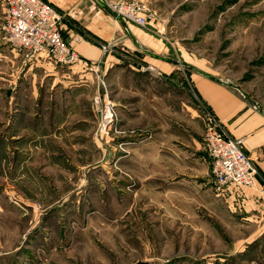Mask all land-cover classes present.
Wrapping results in <instances>:
<instances>
[{
	"label": "rangeland",
	"instance_id": "rangeland-1",
	"mask_svg": "<svg viewBox=\"0 0 264 264\" xmlns=\"http://www.w3.org/2000/svg\"><path fill=\"white\" fill-rule=\"evenodd\" d=\"M143 1L153 20L128 25L144 49L264 111V0ZM106 16L120 42L104 66L44 69L16 52L18 80L15 68L0 79V264H264V227L210 188L204 120L223 123L199 93L206 79L139 52Z\"/></svg>",
	"mask_w": 264,
	"mask_h": 264
},
{
	"label": "built area",
	"instance_id": "built-area-1",
	"mask_svg": "<svg viewBox=\"0 0 264 264\" xmlns=\"http://www.w3.org/2000/svg\"><path fill=\"white\" fill-rule=\"evenodd\" d=\"M126 24L144 28L153 20L154 12L143 0H102ZM1 40L27 60H46L58 66L85 64L62 35L59 11L45 0H0ZM109 53V47H102ZM97 122L106 127L113 122L105 106L98 108ZM204 149L209 163L211 190L221 196L227 188H255L264 197V179L251 157L244 151L243 139L230 135L223 125L208 115L204 120Z\"/></svg>",
	"mask_w": 264,
	"mask_h": 264
},
{
	"label": "crops",
	"instance_id": "crops-1",
	"mask_svg": "<svg viewBox=\"0 0 264 264\" xmlns=\"http://www.w3.org/2000/svg\"><path fill=\"white\" fill-rule=\"evenodd\" d=\"M46 1L62 13L64 18V23L61 25L63 37L66 36L70 39L69 42L77 54L89 63L99 62L101 66L102 63L105 65L113 50L109 51L106 61L103 62L102 47L108 46L110 50V46L120 42L119 28L113 25L101 10L96 11L94 4L90 5L87 0L80 2L75 0ZM19 61L18 54L14 50L9 51L8 46L0 40V79L4 81L2 84L8 81L9 68L11 70L15 68V80H18V68L22 71ZM35 62L37 63L35 66L48 68L46 67L48 63L44 59ZM83 72L84 70H79L78 77L87 78V73ZM49 75L55 77L56 73H47V76ZM66 76L68 75L59 77ZM198 83L199 93L205 103L223 123L230 135L243 139L244 151L253 160L260 178L264 179V116L251 110L223 85L208 79ZM166 143L168 142L166 141ZM175 155L178 156L177 152ZM200 159L203 161L201 163L203 166L207 159L205 156ZM206 164L210 172L209 163ZM259 186L258 182L255 188H227L221 196L214 195L224 203L230 214L259 222L264 227V197L258 191Z\"/></svg>",
	"mask_w": 264,
	"mask_h": 264
},
{
	"label": "water",
	"instance_id": "water-1",
	"mask_svg": "<svg viewBox=\"0 0 264 264\" xmlns=\"http://www.w3.org/2000/svg\"><path fill=\"white\" fill-rule=\"evenodd\" d=\"M94 1L101 8V10L103 12H105L106 14L111 16L116 22H118V24L121 26L123 32L125 33V35L132 41V44L136 48V50H138L139 52H141L143 54H146V55H148L150 57H153L155 59L170 63V64L175 65V66L183 67L185 69H188V70H190L192 72L197 73L201 77L206 78V79H208V80H210L212 82H215L217 84H220V85H223V86H227V87H230V88L236 90L239 93V95L244 100H246L256 112H258L259 114L264 116V111H263L262 107L259 104H257L255 101H253L249 96H247L240 89V87H238L237 85H234V84H232V83H230V82H228L226 80H223V79L215 78V77H213V76H211L209 74H206V73L202 72L201 70H199V69L195 68L194 66H191V65H189V64H187L185 62H181V61H177V60L170 59V58H167V57L159 56L157 54H154V53L144 49L140 45L138 40L133 36L129 26L126 24V22L121 17H119L115 12H113L102 0H94ZM108 54H109L108 52L104 53L103 62H105V60L107 59ZM102 66H104L103 63H102ZM135 264H148V263H146V262H137Z\"/></svg>",
	"mask_w": 264,
	"mask_h": 264
}]
</instances>
